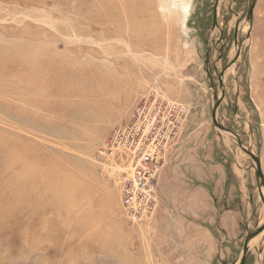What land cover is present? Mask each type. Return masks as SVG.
Masks as SVG:
<instances>
[{
    "label": "rangeland",
    "instance_id": "374dc122",
    "mask_svg": "<svg viewBox=\"0 0 264 264\" xmlns=\"http://www.w3.org/2000/svg\"><path fill=\"white\" fill-rule=\"evenodd\" d=\"M183 1L186 16L164 8L174 0H0V169L8 146L30 151L13 162L29 170L26 179H46L19 192L17 206L11 188L0 190L9 212L0 264H191L173 251L186 239L171 229L193 220L189 206L200 211L197 194L212 174L224 194L232 187L243 215L234 239L210 224L221 240L213 264H240L248 234L264 224L256 163L244 150L264 177V0ZM17 74L46 86L8 81ZM150 93L164 97L166 112L139 108L153 103ZM216 104L227 131L216 127ZM153 122L167 151L155 177L158 206L135 221L123 202L137 156L131 142ZM210 196L218 215L222 201ZM257 236L245 264H264V231Z\"/></svg>",
    "mask_w": 264,
    "mask_h": 264
},
{
    "label": "crops",
    "instance_id": "0c3cea01",
    "mask_svg": "<svg viewBox=\"0 0 264 264\" xmlns=\"http://www.w3.org/2000/svg\"><path fill=\"white\" fill-rule=\"evenodd\" d=\"M206 171L207 170L204 169V176L208 174ZM218 174L223 175V173ZM223 179H225V177ZM203 194L204 201L201 202L202 205L200 207L197 206L200 211L196 212V206L192 208L189 206L190 210L194 209L193 220H188V222H184L185 220L183 219L182 221L178 220V223L176 222L171 229L173 235L178 237L181 236L186 239V244H183L181 248L177 243H173V251H176L177 255L181 252V254H187V257L193 258L191 264H213V260L218 254L217 244H219L221 240L220 237H217V235L213 233L210 224L215 225L217 223L219 227L227 231L231 239H234V233L239 229L238 226L243 217L238 206L233 205L234 192H232V187H226V193L224 194L222 190V180L218 181L216 175L212 174L209 185L205 184V189L200 191L197 195L201 197ZM209 194H212L215 198H218L219 201H222L221 205L219 202L217 203L220 206L218 215L213 212L214 206L210 202L211 196L209 197ZM179 208L181 209L180 206ZM214 209L216 208L214 207ZM212 215H216V219H212ZM157 218L155 220H157ZM222 241H224V239Z\"/></svg>",
    "mask_w": 264,
    "mask_h": 264
},
{
    "label": "built area",
    "instance_id": "2783aa9c",
    "mask_svg": "<svg viewBox=\"0 0 264 264\" xmlns=\"http://www.w3.org/2000/svg\"><path fill=\"white\" fill-rule=\"evenodd\" d=\"M155 96V100L162 98L159 104H156L155 100L150 104L151 100L146 101L139 108H146L147 114L157 110V113L163 111L166 112L168 109L163 107L165 104L164 97ZM150 108V109H148ZM177 107L172 106L169 109H175ZM164 109V110H162ZM137 123V124H136ZM133 129L140 131L142 123L136 122ZM162 125L145 124L143 128V135L136 142H131L133 146V158L131 172L126 179V186L123 193L124 206L128 210V216L132 220H142L143 218L152 217L157 210L158 201L155 189V177L158 173V163L167 151L161 152L157 147V136H153V131L161 128ZM173 131L167 130L165 137L168 141L171 138Z\"/></svg>",
    "mask_w": 264,
    "mask_h": 264
},
{
    "label": "bare ground",
    "instance_id": "6f19581e",
    "mask_svg": "<svg viewBox=\"0 0 264 264\" xmlns=\"http://www.w3.org/2000/svg\"><path fill=\"white\" fill-rule=\"evenodd\" d=\"M175 2H173V7H171L170 5V7H165L164 6V8H166V10L168 11V12H172V11H176L177 10V12L179 13V14H183V15H188V4L185 2V1H183V0H174ZM111 2V1H110ZM108 3V2H107ZM171 3V2H170ZM175 3V4H174ZM27 76V74H17V75H10L9 76V78H8V81H12V80H18V82L20 81V82H24L25 84H27V85H29V87H33V86H35V87H39V89L38 90H43L44 89V87L46 86L44 83V81L42 80V78H37L36 80H35V83H34V81H32V79H29L28 77H26ZM7 81V82H8ZM3 90V89H2ZM152 94H154V93H150L149 95H152ZM13 95H14V93H13ZM17 95V94H16ZM19 95V94H18ZM24 96V95H23ZM12 98V97H11ZM19 101V100H18ZM226 123V122H225ZM123 142V141H122ZM16 144V143H15ZM14 144V145H15ZM2 146V145H1ZM128 146H130V145H128ZM128 149V148H127ZM4 155H5V157L8 159V162L5 164V166L3 167V169L1 168L0 169V173L2 174V178H1V181H2V188L0 189V190H3V189H12V191H13V195H14V199H16V200H14V204H16V206L19 204V203H21L23 200H24V196H19V192H21V191H23V190H25L27 187H30V186H32V185H36V184H39V183H43L44 184V182H46V179H45V181H43V180H40V181H38V182H36V183H34L32 180H28V179H26L25 178V175L27 174V171H29L28 169H25V168H23V167H18V168H16L15 167V165L13 164V162L15 161V160H17V161H19V160H21V158H24L25 156H27V155H29L30 154V151H24L23 153H17V152H12V151H10V149H9V147L7 146L6 148H5V150H4V153H3ZM125 154H127V153H125ZM121 155V154H120ZM131 155V153L129 154V156ZM127 158H128V156H127ZM163 159V158H162ZM125 160V159H124ZM9 161H11L10 163H9ZM164 161V160H163ZM131 164V163H130ZM129 164V165H130ZM117 165V164H116ZM123 165V164H122ZM118 166H120V165H118ZM126 167V166H125ZM49 168H52L51 166H49V167H47V169H49ZM120 168V167H119ZM119 168H117V169H119ZM130 168V167H129ZM125 169V168H124ZM37 171V170H36ZM34 172H35V170H34ZM120 172V171H119ZM127 172V171H126ZM237 172V171H236ZM35 174V173H34ZM160 174V173H159ZM6 176H10L9 178H7ZM162 177V176H161ZM29 178V177H28ZM42 178V177H41ZM40 178V179H41ZM71 179V178H70ZM125 179V178H124ZM74 182V181H73ZM0 184V185H1ZM73 184V183H72ZM72 184H70V185H72ZM44 185H46V184H44ZM69 185V186H70ZM72 188H73V186H72ZM71 189V188H70ZM60 190V189H59ZM74 190H76V189H74ZM67 191V190H66ZM72 191V190H71ZM70 191V192H71ZM73 194H75L74 192H73ZM3 195L5 196V194H3V193H0V204H1V200H2V198H3ZM69 196H70V193L68 194ZM49 196H47V198H48ZM46 200L45 199V197L44 196H35V195H32L31 197H29V201H32V202H34L35 200ZM49 199V198H48ZM49 200H51V198L49 199ZM47 201V200H46ZM66 201H67V197H66V199L64 200V202H65V204H66ZM13 202V201H12ZM43 202V201H42ZM50 202V201H49ZM61 204H63V203H61ZM67 206V205H66ZM63 208V207H62ZM1 209H4V208H1ZM0 209V221L2 220V218L4 217V216H7L6 214H8L7 212H2V210ZM69 210V209H68ZM74 212V211H73ZM66 213H67V211H66ZM70 213V212H69ZM69 215V214H68ZM68 218H70V216L68 217ZM72 219V218H71ZM94 221H91V222H87L86 224H85V226H92L94 223H93ZM23 224V223H22ZM264 231V230H263ZM260 234V233H259ZM259 234H258V236H259ZM257 236V235H256ZM257 236V237H258ZM253 237H255V236H253ZM252 237V238H253ZM251 238V239H252ZM251 239H250V241H251ZM255 239V238H254ZM253 240V239H252ZM250 241H249V243H250ZM249 244H248V251H249Z\"/></svg>",
    "mask_w": 264,
    "mask_h": 264
},
{
    "label": "water",
    "instance_id": "95a60500",
    "mask_svg": "<svg viewBox=\"0 0 264 264\" xmlns=\"http://www.w3.org/2000/svg\"><path fill=\"white\" fill-rule=\"evenodd\" d=\"M254 7H255V3H253V5L251 6V8L249 9V12H248V16H247V19L250 21L252 20L253 18V11H254ZM215 24H217V21L215 19L214 21ZM214 24V25H215ZM223 84V83H222ZM217 109H218V104H216L215 108H214V111H213V118L215 120V123H216V127L219 129V130H225L227 131L226 128H224L221 124L218 123L217 121ZM245 152L247 154H249L252 159L255 161L256 163V175H257V180L259 182V190H260V195H261V198H262V201H263V204H264V193L262 191L263 187H264V177H263V174H262V169H261V162H260V159L255 156L251 151L249 150H246L244 149ZM264 230V224L262 227H260L259 229H257L256 231L248 234L247 236V239H246V242H245V248H244V255L240 261V264H245V260H246V256L248 254V244H249V241L250 239L253 237V236H256L258 235L259 233H261L262 231Z\"/></svg>",
    "mask_w": 264,
    "mask_h": 264
}]
</instances>
